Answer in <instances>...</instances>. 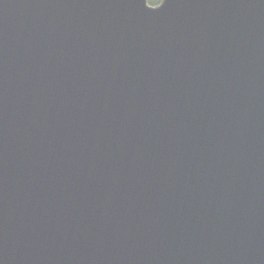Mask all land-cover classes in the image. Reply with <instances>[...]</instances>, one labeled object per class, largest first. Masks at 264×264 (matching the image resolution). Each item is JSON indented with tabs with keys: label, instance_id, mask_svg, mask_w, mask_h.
<instances>
[{
	"label": "water",
	"instance_id": "water-1",
	"mask_svg": "<svg viewBox=\"0 0 264 264\" xmlns=\"http://www.w3.org/2000/svg\"><path fill=\"white\" fill-rule=\"evenodd\" d=\"M0 264H264V0H0Z\"/></svg>",
	"mask_w": 264,
	"mask_h": 264
},
{
	"label": "trees",
	"instance_id": "trees-1",
	"mask_svg": "<svg viewBox=\"0 0 264 264\" xmlns=\"http://www.w3.org/2000/svg\"><path fill=\"white\" fill-rule=\"evenodd\" d=\"M160 2H161V0H148V3H149L151 6H156V5H158Z\"/></svg>",
	"mask_w": 264,
	"mask_h": 264
}]
</instances>
